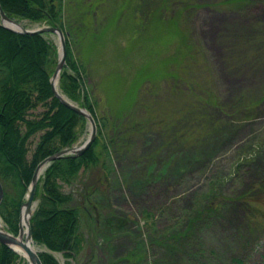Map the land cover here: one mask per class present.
Segmentation results:
<instances>
[{"label":"rangeland","instance_id":"374dc122","mask_svg":"<svg viewBox=\"0 0 264 264\" xmlns=\"http://www.w3.org/2000/svg\"><path fill=\"white\" fill-rule=\"evenodd\" d=\"M63 4L88 26L82 52L74 51L86 69L104 167L62 186L73 206L84 185L98 186L82 206L90 217L81 210L76 259L33 246L59 264H264V0ZM17 22L27 30L54 28ZM99 31L102 40L92 43ZM43 36L57 64L60 40ZM186 41L197 52L183 58ZM14 58L22 66L30 59ZM43 111L37 107L29 119ZM84 125L69 148L89 137L86 119ZM39 135L29 140L28 161ZM0 227L8 232L2 221ZM16 254L13 264H29Z\"/></svg>","mask_w":264,"mask_h":264},{"label":"trees","instance_id":"16d2710c","mask_svg":"<svg viewBox=\"0 0 264 264\" xmlns=\"http://www.w3.org/2000/svg\"><path fill=\"white\" fill-rule=\"evenodd\" d=\"M0 6L10 19L45 22L64 33L66 62L59 76V90L95 118L92 95L83 81L86 69L82 56L77 58L74 51V47H79L82 52L81 32L88 30L84 20L79 22L80 18L77 21L74 15L71 19L63 0H0ZM73 22L75 26L77 23L76 27ZM91 34L92 43L94 39L102 40L103 31ZM187 41L184 43L187 48L181 54L183 58L197 52ZM86 45H83V51ZM19 53H27L30 58L25 61V66L18 65L13 59ZM55 57L56 50L43 35L15 34L0 25V65L5 67V70L0 68V183L4 192L0 219L14 236L19 232L24 196L36 166L45 158L71 147L85 128V118L61 105L52 93L49 79L56 65ZM39 106L44 111L39 117L29 119L30 112ZM37 134L40 135L28 161L29 140ZM99 143L96 134L90 148L80 157L70 156L52 162L40 176L35 189L37 206L30 219L33 243L51 253H61L69 260L76 259L83 249L80 213L83 203H88L98 193V186L96 183L84 185L79 192V203L74 206L71 205L75 201L73 195L62 192V186L72 185L81 171L98 169L101 164V152L96 151ZM103 152L104 159L108 158V150L103 148ZM101 165L104 167L103 163ZM160 237L166 239L167 232ZM51 253L39 254L42 264H59ZM18 258L14 251L0 244V264H13ZM233 263L244 264L240 259H233Z\"/></svg>","mask_w":264,"mask_h":264},{"label":"water","instance_id":"95a60500","mask_svg":"<svg viewBox=\"0 0 264 264\" xmlns=\"http://www.w3.org/2000/svg\"><path fill=\"white\" fill-rule=\"evenodd\" d=\"M0 24L3 28L17 34L22 35H43V34H54L57 35L60 40V52L58 55V61L54 72L50 78V86L54 97L63 105L65 108L71 110L72 112L82 116L85 118L88 123L90 124V134L87 140L79 147H72L60 150L59 152L45 158L42 160L35 168L31 183L28 188V194L26 202L23 204L20 212V219H19V232L17 236H14L8 233L4 228L0 227V244L4 245L14 252L18 253L15 249L19 248L24 252V258L28 261L29 264H42L39 258V251H33L31 246L33 244L31 231H30V218L34 212V194L35 189L38 183V180L43 173V171L49 167V165L57 160L62 158L74 156L80 157L83 155L92 145L93 141L96 137V125L93 117L90 115L89 112L83 107H78L71 101H69L65 96L61 95L60 92L57 90L56 85L59 80L60 73L65 65L66 61V48H65V41L64 36L59 28H50L44 27L35 30H27L23 28L17 21L8 18L5 13L3 12L0 6ZM13 27H17L18 29H13ZM3 188L0 183V204L3 200Z\"/></svg>","mask_w":264,"mask_h":264},{"label":"bare ground","instance_id":"6f19581e","mask_svg":"<svg viewBox=\"0 0 264 264\" xmlns=\"http://www.w3.org/2000/svg\"><path fill=\"white\" fill-rule=\"evenodd\" d=\"M13 29H18L17 27H13V26H11ZM0 226H1V221H0ZM37 248V247H36ZM35 248V246H33V244H32V246H31V249L33 250V251H37V249ZM16 250H17V252L19 253V254H21L22 256H24V252L21 250V249H19V248H16ZM38 250H39V248H38Z\"/></svg>","mask_w":264,"mask_h":264}]
</instances>
